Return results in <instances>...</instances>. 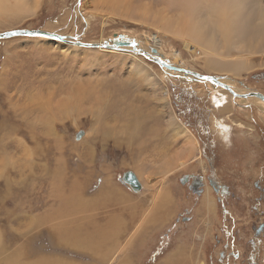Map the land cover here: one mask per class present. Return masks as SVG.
Wrapping results in <instances>:
<instances>
[{"label":"rangeland","instance_id":"obj_1","mask_svg":"<svg viewBox=\"0 0 264 264\" xmlns=\"http://www.w3.org/2000/svg\"><path fill=\"white\" fill-rule=\"evenodd\" d=\"M2 1L1 32L89 43L118 34L173 66L264 94V0ZM226 1L249 24L234 43L161 21L182 10L205 17ZM166 69L127 50L0 39V264H264L263 100ZM65 99L77 107H56ZM189 133L195 158L162 174L165 156L185 158ZM129 171L141 189L124 181Z\"/></svg>","mask_w":264,"mask_h":264},{"label":"bare ground","instance_id":"obj_2","mask_svg":"<svg viewBox=\"0 0 264 264\" xmlns=\"http://www.w3.org/2000/svg\"><path fill=\"white\" fill-rule=\"evenodd\" d=\"M2 1V0H0ZM25 1V0H22V2ZM39 1V0H38ZM41 1V0H40ZM175 1V0H174ZM3 2V1H2ZM37 2V1H36ZM182 2V1H181ZM223 2V1H222ZM39 3V2H38ZM170 3V2H169ZM188 3V6L190 7H193L192 6V1L191 0H188L187 1ZM186 3V4H187ZM194 3V1H193ZM226 7L224 8V3L223 5H221V9H218L217 7H214V9H211L212 11L210 12V15H206L205 17L200 16L199 17H194L193 14H191L189 11H185L182 10V14L180 15L178 12V15L179 17H177V19L175 18V16L177 15H173V17L175 18L174 20L168 18L166 15L162 16L161 17V21L163 24H165L168 28L169 26L173 25L175 27H173L176 31H185V30H188L190 28V31L191 29H193V38L194 39H197V40H200L202 38H208L207 41L209 42H212V43H218L220 41H222L221 39H223V41L225 39H230L232 38V42L234 40V38L238 37L237 34L239 33H242V32H246L249 30V24L247 21H241V20H245L243 18L240 17V13L234 9V8H231L229 6V2L226 1ZM4 4V3H3ZM2 4V5H3ZM6 4V3H5ZM185 4V6H186ZM196 4V3H194ZM0 6H1V3H0ZM6 5H4L5 7ZM147 10H148V7L147 5H145ZM144 6V8H145ZM200 7V5H198ZM3 7V6H2ZM8 7V6H7ZM164 7H167V6H162ZM161 7V9H162ZM143 8V7H142ZM143 8V10H144ZM169 8V7H168ZM187 8V7H186ZM201 8V7H200ZM180 9V8H179ZM185 9V7H184ZM198 9V8H197ZM196 9V10H197ZM171 10V8H169V11ZM200 10V9H199ZM166 11V9H165ZM164 11L163 14H165L166 12ZM168 11V12H169ZM192 11V10H191ZM198 11V10H197ZM201 11V10H200ZM199 11V13H200ZM6 11H4L5 13ZM10 11L6 12L7 14H9ZM146 12V11H145ZM162 12V11H160ZM167 12V13H168ZM174 12V11H173ZM173 12L171 13H168V14H172ZM181 12V11H180ZM148 13V12H147ZM198 13V14H199ZM144 16V15H143ZM166 16V17H165ZM168 16H172V15H168ZM262 18H263V23H264V11H263V14H262ZM241 19V20H240ZM144 20V19H143ZM264 26V24H263ZM165 28V27H164ZM163 28V29H164ZM18 29H21V28H18ZM1 32V31H0ZM53 32V31H51ZM249 32V31H248ZM109 39H114V36L112 37H109V38H104L102 39L101 41H96V42H105V40H109ZM229 40V42H230ZM237 40V39H236ZM57 41V40H56ZM63 42V41H62ZM225 42V41H224ZM223 42V43H224ZM228 42V43H229ZM234 43V42H233ZM225 44V43H224ZM226 45V44H225ZM80 46V45H79ZM90 48H93V47H90ZM99 49H107V48H102V47H99ZM150 50V49H149ZM159 55V54H158ZM160 57V56H159ZM134 58V57H133ZM141 58V57H140ZM161 58V57H160ZM142 59V58H141ZM163 59V58H162ZM215 59V57H214ZM208 60V59H207ZM210 60V59H209ZM212 60V59H211ZM145 61V60H144ZM205 61V60H204ZM135 63V61H133ZM143 62V61H142ZM206 63V62H205ZM213 63V61L211 62ZM211 63H209V65H211ZM146 64V63H145ZM171 65L173 63H170ZM208 64V63H207ZM135 65V64H134ZM151 65V64H150ZM136 66V65H135ZM153 66V65H152ZM236 66V65H235ZM174 67H177V66H174ZM189 67V66H188ZM205 67V66H204ZM210 67V66H208ZM137 68V71L139 72H151L149 70V68L147 67H144L142 66L141 64H139L138 66H136ZM179 69H184L181 67H177ZM186 69V68H185ZM184 69V70H185ZM188 69V68H187ZM191 69V68H190ZM168 74H175L176 72H172V70L170 69H166L165 70ZM189 71H192V70H189ZM194 71V70H193ZM195 72V71H194ZM198 73V72H197ZM201 74V73H200ZM182 75V74H181ZM202 75V74H201ZM179 78H183V75ZM229 85V84H228ZM215 86V85H214ZM230 86V85H229ZM215 87H219V86H215ZM221 87V86H220ZM233 86H231L232 88ZM216 90V89H215ZM223 90V89H222ZM221 91V90H220ZM223 92V91H222ZM236 93L240 94V95H246L248 93H240V92H237ZM223 94V93H222ZM214 96L216 98V93H214ZM251 97V96H249ZM214 98V99H215ZM242 98V96H241ZM236 99V98H235ZM249 99H252V98H248L247 100ZM46 100V99H45ZM219 100V99H218ZM225 100V99H224ZM52 102L53 100L50 99V98H47L46 101H44V107L49 109V110H53V107H52ZM221 102V101H218V103ZM264 102V101H262ZM217 103V102H216ZM224 103V102H223ZM220 104V103H219ZM219 104H217L219 106ZM61 106H65L66 110H71L72 107H77V104H74L73 100L72 99H65L62 103H58L56 104V107H61ZM69 113L68 112H64L61 113L60 115H68ZM54 117V116H52ZM224 126H226V124H224ZM140 129V127H139ZM201 140V139H200ZM186 144L187 145H184L186 146V156L185 158L181 157V156H174V155H171V156H165L164 159L160 162L159 164V168L161 169L160 171H162L161 173L167 175L168 173H170L171 171H174L175 169L177 168H181L183 167L188 161L189 159H192V158H195L196 156V152L197 150H199V141L198 139L196 138L195 135H192V134H188L186 135ZM202 155H204L202 153ZM159 169H157L158 171ZM159 172V171H158ZM138 177V176H137ZM207 184V183H206ZM82 187V186H81ZM109 189V188H108ZM102 190V189H101ZM106 192V191H105ZM109 192V191H108ZM210 192V191H209ZM79 193V192H78ZM78 195V194H77ZM83 198V197H82ZM209 198V197H208ZM214 201V200H212ZM210 202V200H209ZM163 204V203H162ZM164 209L167 208V206L164 204L163 206ZM103 236L105 235V232L101 233ZM200 264H206L203 262H201Z\"/></svg>","mask_w":264,"mask_h":264},{"label":"water","instance_id":"obj_3","mask_svg":"<svg viewBox=\"0 0 264 264\" xmlns=\"http://www.w3.org/2000/svg\"><path fill=\"white\" fill-rule=\"evenodd\" d=\"M14 36L45 37V38H51V39L63 41V42L69 43V44L80 45L83 47H89V48L90 47H93V48L102 47V48L115 49V50H127V51L132 52V53L143 54V55L153 59L155 62L159 63L162 67L167 68V70L170 69V70H173L175 72H178V71L183 72V74L182 73H175L174 75L177 77H181L183 75V77L187 80L210 82L215 86H221V87L227 89L228 91L233 93L235 96H240V94L236 93V91L233 88H231V86H229L227 83L222 82L218 76L206 75V74L201 75L200 73H197L194 71H189V70H184V69H179L177 67H174L173 65L169 64L166 60L159 57L158 50L156 48L151 49V51L149 52V50H147L146 48L137 46V44L135 45L134 44L135 40L124 39L123 37L119 36L118 34H116L114 36V39L105 40V42H100V43L99 42H91V43H89V42L80 41L76 37L71 36V35H63V34H60L57 32H51V31H47L44 29L24 28V29H13V30L0 32V39L11 38ZM249 94L256 96V97H258L264 101V94H262L260 92L251 91L250 93H248L246 95H249ZM124 181H127L135 189H141L142 188V184H141L139 178L132 171H129L125 175ZM214 182L215 181L212 178H210V183L215 187ZM200 184H203V182L198 181L196 183V185H200ZM218 188H222L225 191L226 186L224 184H219ZM263 229H264V223L261 224V226L258 228L257 232L260 233Z\"/></svg>","mask_w":264,"mask_h":264},{"label":"crops","instance_id":"obj_4","mask_svg":"<svg viewBox=\"0 0 264 264\" xmlns=\"http://www.w3.org/2000/svg\"><path fill=\"white\" fill-rule=\"evenodd\" d=\"M184 145H187L186 144V135H184ZM176 170V169H175ZM214 204V203H213ZM165 210L163 207L161 208V211Z\"/></svg>","mask_w":264,"mask_h":264},{"label":"flooded vegetation","instance_id":"obj_5","mask_svg":"<svg viewBox=\"0 0 264 264\" xmlns=\"http://www.w3.org/2000/svg\"><path fill=\"white\" fill-rule=\"evenodd\" d=\"M209 180H210V178H209Z\"/></svg>","mask_w":264,"mask_h":264}]
</instances>
